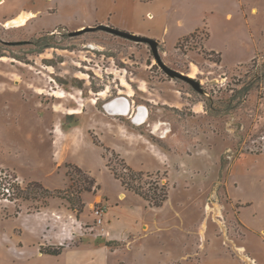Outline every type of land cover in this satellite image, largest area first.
Returning a JSON list of instances; mask_svg holds the SVG:
<instances>
[{
    "label": "rangeland",
    "instance_id": "374dc122",
    "mask_svg": "<svg viewBox=\"0 0 264 264\" xmlns=\"http://www.w3.org/2000/svg\"><path fill=\"white\" fill-rule=\"evenodd\" d=\"M140 1L150 0H41L42 15L30 25L0 22V264H36L48 245H62L65 256L97 249L103 264H264V0L248 14L261 50L230 67L204 47L210 30V44H221L222 23L211 12L224 0ZM175 7L189 26L205 16L206 24L175 44L155 38L159 54L203 93L170 78L144 42L104 30L72 34L100 23L151 28L148 11L168 18ZM41 36L52 46L34 52ZM197 101L200 111L192 108ZM155 110L169 117L164 134L150 126ZM123 123L147 134L144 148L120 140ZM122 160L153 174L141 177L143 186L151 178L168 186L162 206L121 186L106 164L122 172ZM84 172L99 188L79 192ZM31 181L49 190L70 185L83 209L61 197L37 209L35 199H10L2 187ZM97 205L105 211L101 225ZM46 207L55 209L61 232L55 244L42 243L35 217ZM52 228L44 232L52 236Z\"/></svg>",
    "mask_w": 264,
    "mask_h": 264
},
{
    "label": "crops",
    "instance_id": "0c3cea01",
    "mask_svg": "<svg viewBox=\"0 0 264 264\" xmlns=\"http://www.w3.org/2000/svg\"><path fill=\"white\" fill-rule=\"evenodd\" d=\"M151 1L152 0L140 1V2H151ZM224 1L226 4L221 1H217L214 7L215 11L211 12V14L212 15L214 14L215 17H217L218 20L221 21L220 23H222L221 31L219 33V35H221V44L220 45L210 44L209 40L212 37L211 36L212 30H210V32L208 31V37L205 40L204 47L209 51L211 50L216 51V53H218L219 55L220 64L224 67H230L251 61L253 58H255L258 51L261 50V47L258 46L259 41L256 39L255 33L252 31L253 22L250 21L248 15L249 12L252 13L253 10L255 9V5H256V3L254 4L255 0H246L245 2L246 4H244L243 2L245 0H224ZM258 1H263V0H258ZM40 4H41V0H0V22L11 21L13 23H16L15 21L19 19L18 22H20L21 25L25 22L26 25H30L31 23L30 20L33 17L34 18L40 17L42 15V8ZM175 9H177V12L175 11ZM159 11H160L159 9L157 10V12L148 11L146 14V17L149 21L148 23H150L151 28L146 26L141 21L143 25H139L136 28H134V32H137V34L140 35H146L159 39L164 45H166L171 41H173L172 43L175 44L181 38L188 36L193 32L198 31L200 28H203L204 22L206 24V16H205L202 24L198 23L193 26H189L187 22L183 19L184 14H181V12H179L178 14L177 7H175L174 11H172L169 14L168 18L162 16V14H160ZM140 18L142 20L144 18V15H141ZM237 19L238 22L234 24L233 23L234 20ZM109 22L111 23L110 20ZM230 55L233 56V60L227 61L226 58ZM174 90L175 89L173 88L167 89V91H169V94L170 91L173 92ZM180 98H181L180 101L184 102L185 98L182 97ZM143 99L146 100V98ZM130 100L133 101L135 99L131 98ZM177 101L178 99H174L173 102L171 103L175 105V107H179V105L176 103ZM138 102L147 104L144 103L145 101L142 100ZM184 104L185 103H183V105ZM202 107L203 106L200 103V101L194 102L192 104V108L196 109L197 111H200ZM131 109H132L131 106H129L127 113H132ZM167 120H169L168 116H166L163 112L156 111L155 115L153 116V119L151 120L152 122L150 123V126H153L152 130L158 131L160 129L161 132L164 134L169 129L165 124V122H168ZM119 127H120L119 132L122 134L121 136L122 138H120V140H122L125 143L138 142L139 143L138 146L140 148H144L145 144L142 141L148 140L146 133H141L139 131L136 132L127 131L126 129L127 125L125 123H123L122 125L119 124ZM92 128H95L97 131V127L92 126ZM108 128H111V126H109ZM99 134L101 135V137H104L101 132H99ZM113 147L119 150L117 145H113ZM140 153L145 157L147 155V152L144 150L143 152L141 151ZM83 198L84 200H86L85 194L83 195ZM53 210L55 209L51 207H46L41 212L35 214L37 215L35 217H37L36 219L38 221L42 219V238H41L42 243H45L47 241V243L55 244L56 242L58 243L60 241L59 239L61 238V234H60L61 232L58 229L59 228L58 222L57 221L54 222L53 217L51 216V212ZM50 222H52L53 225V228L51 229L53 231L52 236H48V234L44 232V230L47 229V224ZM85 254L86 253L80 254L78 250H73V252H71V254H68L67 256H65V252L63 253V251L59 255H49V254L41 253L40 255H42L41 256L42 258L35 257L34 261L36 264L37 263L46 264L44 262L45 260L58 261L62 258L64 259L62 264H103L102 261L104 260L103 258L98 257L99 255L97 249L95 251L87 252L86 255Z\"/></svg>",
    "mask_w": 264,
    "mask_h": 264
},
{
    "label": "trees",
    "instance_id": "16d2710c",
    "mask_svg": "<svg viewBox=\"0 0 264 264\" xmlns=\"http://www.w3.org/2000/svg\"><path fill=\"white\" fill-rule=\"evenodd\" d=\"M193 32L192 34H194ZM46 38L45 36H41L39 38H36L32 41L34 45L37 46V48L34 50V52L41 53L45 48L51 47L52 45L48 42H45ZM210 53H213L214 51H209ZM220 62V59H219ZM113 152V151H112ZM118 156V155H117ZM123 161V171H119L118 169H115L111 167L108 164H106L113 174V176L120 181V184L122 187H124L126 190L132 191L135 194L142 197L144 200H146L150 206L152 207H160L163 205V203L168 198V186L166 184H160L159 180L155 178L154 180L149 181V185L147 187L140 184L141 177L143 176H152V173H145L141 170H134L132 167L125 164ZM78 171H81L78 167H75ZM67 176L69 175V171H66L65 173ZM82 176V175H80ZM78 182L80 180V184L77 185L79 187V192L81 191H91L92 189L99 188V184H96V180L93 176L90 175V173L84 172V177L82 176L81 179H77ZM3 189L8 193L9 197H12L10 199H23V200H30L35 199L37 201V209H40L43 206L48 205V199L52 197H61L65 198L70 203H76L79 206L80 211L83 209L84 202L82 201L81 197L77 195L76 197H72L71 194L72 191L70 190V185L64 189H54L49 190L48 188H45L42 186V184L31 181L29 182L25 188H20V186L14 185V183H7L2 184ZM33 194V195H32ZM119 242L117 240H108L106 241L107 246L112 245H118ZM64 247L62 245L58 246H40V252L49 254V255H59L62 253ZM122 262H120L121 264Z\"/></svg>",
    "mask_w": 264,
    "mask_h": 264
},
{
    "label": "water",
    "instance_id": "95a60500",
    "mask_svg": "<svg viewBox=\"0 0 264 264\" xmlns=\"http://www.w3.org/2000/svg\"><path fill=\"white\" fill-rule=\"evenodd\" d=\"M95 30H104V31H107V32L112 33L114 35H118L120 37L133 40L135 42H144V43L148 44L150 46V49H151L158 65L161 67V69L170 78L183 79V80L189 82L195 90H197L201 93L204 92L202 86L200 85V83L198 81L194 80L193 78H191L187 74H184L178 70H175V69L169 67L168 65H166L163 62V60L159 54V49H158L159 42H158V40H156L153 37L146 36V35H140V34H137V33L122 29V28H118V27L108 25V24H103V23H100L96 26H88V27L82 28L80 30L72 32V34H79V33L84 32V31H95Z\"/></svg>",
    "mask_w": 264,
    "mask_h": 264
},
{
    "label": "built area",
    "instance_id": "2783aa9c",
    "mask_svg": "<svg viewBox=\"0 0 264 264\" xmlns=\"http://www.w3.org/2000/svg\"><path fill=\"white\" fill-rule=\"evenodd\" d=\"M93 214L95 217V223L97 225H101L103 222V217L105 215V211L102 205H97L94 210H93Z\"/></svg>",
    "mask_w": 264,
    "mask_h": 264
},
{
    "label": "bare ground",
    "instance_id": "6f19581e",
    "mask_svg": "<svg viewBox=\"0 0 264 264\" xmlns=\"http://www.w3.org/2000/svg\"><path fill=\"white\" fill-rule=\"evenodd\" d=\"M17 22V21H16Z\"/></svg>",
    "mask_w": 264,
    "mask_h": 264
}]
</instances>
